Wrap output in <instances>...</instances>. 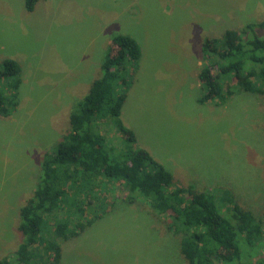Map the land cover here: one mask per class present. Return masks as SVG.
I'll use <instances>...</instances> for the list:
<instances>
[{"label":"rangeland","instance_id":"374dc122","mask_svg":"<svg viewBox=\"0 0 264 264\" xmlns=\"http://www.w3.org/2000/svg\"><path fill=\"white\" fill-rule=\"evenodd\" d=\"M261 21L264 0H38L32 12L24 0H0V64L16 60L23 78L16 110L0 116V259L19 248L20 209L117 34L142 50L120 116L136 147L180 184L216 200L231 191L264 220V96L199 102L206 38ZM105 126L107 141L120 138ZM105 188L107 211L61 243L60 264H188L167 217L142 198L124 200L115 183Z\"/></svg>","mask_w":264,"mask_h":264},{"label":"trees","instance_id":"16d2710c","mask_svg":"<svg viewBox=\"0 0 264 264\" xmlns=\"http://www.w3.org/2000/svg\"><path fill=\"white\" fill-rule=\"evenodd\" d=\"M37 2L24 0L25 9L34 11ZM202 52L201 104L222 105L238 91L264 96V21L206 38ZM141 55L132 36H113L101 76L72 111L69 132L46 153L34 194L20 209L23 240L0 264H60L61 243L107 211L101 193L109 183L125 192L124 200L142 198L169 219L171 231L181 236L188 264H217L214 259L218 264H264L263 219L244 209L231 191H222L216 200L192 184H180L147 150L136 147L133 132L120 116ZM22 82L21 65L4 59L1 117L16 110ZM102 124L120 138L107 141Z\"/></svg>","mask_w":264,"mask_h":264}]
</instances>
